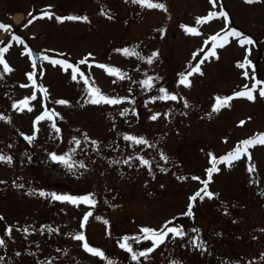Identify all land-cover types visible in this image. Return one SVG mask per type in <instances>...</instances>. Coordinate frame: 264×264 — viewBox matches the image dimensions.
Returning <instances> with one entry per match:
<instances>
[{
  "label": "rangeland",
  "instance_id": "374dc122",
  "mask_svg": "<svg viewBox=\"0 0 264 264\" xmlns=\"http://www.w3.org/2000/svg\"><path fill=\"white\" fill-rule=\"evenodd\" d=\"M151 2L164 7L132 0H0V24L10 26L0 29V50L7 49L3 58L12 69L4 73L0 65V155L11 157V163L0 162V264H264L261 144L249 147L231 166L216 164L210 183L217 195L202 199L183 237L168 235L138 261L120 247L123 235L142 237L145 227L160 231L168 217L182 213L199 179L208 176L212 155L231 153L254 133L264 134V96L259 94L264 84L256 85L253 100L235 96L255 83L244 72L264 79V0H216V7L210 0ZM221 9L226 18L197 23V18ZM15 10L22 14L18 22ZM230 29L254 43L242 47L238 38L229 37V43L199 65V72L188 76L190 86L180 84L181 74L195 67ZM217 33L220 38L210 40ZM30 46L46 51L37 71ZM124 49H135L138 55H126ZM68 65L77 68L75 80ZM110 69L125 78L109 74ZM34 71L35 85L28 76ZM148 77H153L151 90L140 83ZM85 79L90 87L123 102L86 103ZM161 87L177 99L154 100L163 95ZM27 97L28 106L19 107ZM45 97L59 111L55 128L52 119L37 122L47 110ZM218 97L233 98L227 107L213 111ZM60 100L67 103H56ZM125 135L148 143L133 144ZM53 154L70 156L71 169L82 170L81 176L55 182L68 167L53 160ZM51 194L90 196L95 203L54 200ZM88 212L92 215L84 222ZM8 227L12 236L5 233ZM81 234L103 256L86 251L74 239ZM194 240L203 246H195ZM132 247L140 252L152 242Z\"/></svg>",
  "mask_w": 264,
  "mask_h": 264
},
{
  "label": "snow or ice",
  "instance_id": "6c2138e0",
  "mask_svg": "<svg viewBox=\"0 0 264 264\" xmlns=\"http://www.w3.org/2000/svg\"><path fill=\"white\" fill-rule=\"evenodd\" d=\"M133 3H139L141 4V6H148V7H153V8H163L164 5L162 4H158V3H153L151 2V0H132ZM246 3H253L254 0H245ZM210 3L213 5V7H216V0H210ZM31 15V14H30ZM227 17V13L223 11V9H221L219 11V13H215V12H210L208 14L207 18H197V23H205L207 22V20H210L212 18L215 17ZM58 20H62L65 18H57ZM66 19H78L77 17H67ZM85 20L87 19L86 17L84 18ZM29 23H31V21H29ZM183 27V26H182ZM10 28V26H6L3 24H0V29H7ZM186 31L192 33V34H199L196 29L194 28H187ZM232 37V38H238L239 39V43L240 45L243 47L245 44H253V40L249 37H245L243 35V33L235 30V29H230L229 31H227L226 35L221 39V42L219 44L213 43L212 47L205 53L204 57L199 61V63L195 66L192 67L191 70L187 73V74H181V78L179 83L184 85L185 87L190 86V81L188 80V76H191L193 73L199 72V65L202 64L204 62V60H206L209 56H215L216 55V51L215 49L217 47H223L225 46V44L229 43L228 38ZM219 37V33H217L216 35L212 36L210 38V40L212 41H216ZM12 39H19L16 36H13ZM208 41H205V46H207ZM7 49H2L0 50V65L3 66V71L4 73H8L11 72L12 69L8 66L7 62L4 60L3 58V52L6 51ZM201 51H204V49L202 48ZM123 52L126 55H138V53L135 52V49L129 50V49H124ZM156 54L153 53V57ZM198 55V53H194V58L195 56ZM44 59H49L48 57H44ZM87 59V58H86ZM86 59L81 61L80 63H85ZM245 61H247V56L245 57ZM53 64H57V63H64L62 61H51ZM149 64L152 63V58H149L147 61ZM250 63V62H248ZM238 67L243 68L244 64H238ZM33 67L35 68V61L33 62ZM68 67L72 68V78L73 80H75L76 77V73H77V68L75 66L72 65H68ZM109 74L112 75H116L119 79H124L126 74L120 73L119 70L117 69H110L109 70ZM35 73L32 74H28L29 79L33 80ZM81 78H84V74L80 73ZM245 78H250L252 80L255 81V83L252 85L251 89L248 88L247 85L244 86L245 90L244 91H240L235 93L236 97H246L249 100H253L254 96L252 95V92L256 90V85L257 84H264V82H261L259 80L256 79L255 74L253 73V75L251 77H249L248 72H244L243 73ZM0 78H2V76H0ZM153 77H148L147 79L141 81V86L151 90L153 87ZM85 83L87 84L88 81L87 79H85ZM33 84L35 85V81L33 80ZM22 87H25L26 85H21ZM39 88L41 90H43L46 93V89H43L42 86H39ZM88 92V96L89 98L86 100V103H92V104H99V103H105V104H119L122 103L123 101L119 98H109L106 95H104L101 90L99 88H95V87H89L87 89ZM159 92L162 93L163 95L159 96V97H154L153 99H160V100H175L177 99V97L175 95H169L166 91L165 88L161 87L159 88ZM259 94L260 96H264V87H261L259 90ZM35 93L33 94V96L31 97V99H35ZM233 97H224V98H217L216 101V105L213 107V111H219L221 107H227L228 106V102L229 100H231ZM28 98H26L25 100L20 102L19 107L21 108H25L28 106ZM56 103L59 104H66L67 101H56ZM187 106V105H185ZM13 107H17L16 104L13 105ZM29 111H31V108H28ZM127 112V110H125L124 112H121L120 114L123 116L125 115ZM52 115H58L56 113H52ZM157 115H152L151 119L155 120L157 119ZM3 117H0V119H2ZM43 119H51V115H49L48 111L45 110L44 114H42L41 116L37 117V122ZM241 124H243V122H241ZM55 128V124L52 125ZM56 131L59 132V129L56 128ZM26 139L28 140H32L34 139V137H26ZM124 139L126 141H131L133 144H147L148 142L146 140H144L143 138H136L130 135H125ZM76 145L79 146L80 145V141L76 140L75 141ZM95 143V142H93ZM256 144H261L264 145V134H258L257 136H254L252 138H249L247 140L241 141L240 144L234 149L233 152L229 153L227 156L225 157H221L218 160L213 157L212 158V164L213 166L207 170L208 172V180L206 181H202L204 187L201 188L199 191H197L193 196H191L189 198L190 203L188 206V211L185 213V215H191L192 214V206H193V202H195L198 198L199 199H204V197H208V198H212L213 197V193L208 191V184L211 181V174L218 171L216 164L217 163H227L229 166H231L233 161L239 160L241 159L242 155H247V148L248 147H252L255 146ZM73 152L75 151V149L72 150ZM211 156V154H209ZM52 159L53 160H58L60 162H62L63 164H65L66 167H68L69 169H71L73 167V163L70 162L71 161V157L70 156H56L55 154L52 155ZM136 159H139L141 165H145L148 166L149 165V161L142 158V157H136ZM161 159H165L166 157H164L163 155H161ZM251 159V157L249 156V160ZM0 162H7V163H11V157H4L2 155H0ZM125 164L129 163V160H125L124 161ZM80 167H83V163L81 162ZM163 170V169H162ZM249 171H254V166L249 167ZM192 179L194 180H198V177H192ZM201 193H203V195H201ZM40 195H45V193L41 192ZM52 195V199L54 200H60V201H69L71 203H87L89 205H93L95 203V201L90 198V196H85L82 198H74L71 196H60V195H56V194H51ZM92 215L91 212H88L85 214L83 220L84 222L88 221V218ZM172 221H168L164 226L163 229L160 231L157 230H153V229H149V228H142L140 231L141 233H143V236L140 237H125L124 242L120 244L121 248L126 249L127 251L133 253L131 258L134 261H138L139 257H147L148 254H150L151 252H153L157 247H159L161 244H164L166 241V237H168L169 234L172 235L173 238L179 236V237H183L184 236V230L182 227H169L168 225L171 224ZM84 225L82 224L81 227H83ZM25 231H27V229H25ZM49 231H51V229H49ZM193 231H196L195 229ZM5 233L9 234L11 233V227H8L5 229ZM74 239L76 240H80V241H84L85 237L81 234V235H76L74 237ZM141 240H150L152 242V247L145 249L144 251H140V252H134L133 248H132V243H140ZM131 241V242H130ZM192 243L197 246V247H202V244H197V242L194 240L192 241ZM4 241L3 239H0V245H3ZM83 247L85 248L86 251L91 252L94 255H100L103 256V253L93 249L91 247H89L88 243L85 242L83 244Z\"/></svg>",
  "mask_w": 264,
  "mask_h": 264
},
{
  "label": "trees",
  "instance_id": "16d2710c",
  "mask_svg": "<svg viewBox=\"0 0 264 264\" xmlns=\"http://www.w3.org/2000/svg\"><path fill=\"white\" fill-rule=\"evenodd\" d=\"M8 26H9V24H8ZM81 82H82V80H80ZM88 81V80H87ZM84 84V87H86L87 89L90 87V85H91V83H90V81H88V83L86 84L85 82L83 83ZM32 96H33V94H32ZM32 96H29L30 98L32 97ZM28 98V97H27ZM44 106L46 107V109H47V111H48V113H49V115H51V119H52V122L54 123V124H56V123H58L59 121H60V116H59V111L58 110H56V109H54L53 107H51L52 105H51V101H50V99H47L46 97H45V101H44ZM52 113H56V114H58V115H52ZM241 140V139H240ZM229 152V151H228ZM228 152H226V151H222L221 153H217V154H214V155H212V158L213 157H215V158H217V157H219V156H222V155H225L226 153H228ZM65 172H66V174H64L63 175V177L61 176V177H58V175H57V177H56V179L54 180L55 182H57L59 179H61V178H67V180H69V179H74V178H79L80 176H81V174H82V170H75V169H67V170H65ZM65 176V177H64ZM206 180H208V176L207 177H205V178H202L201 179V181H206ZM204 187V185H203V183H202V186H201V188H203ZM201 188H197L195 191H193V193L192 194H189L190 195V197L191 196H193L197 191H199ZM208 191L209 192H211V193H213L214 195H213V197L214 196H216L217 195V192L213 189V188H211V183H209L208 184ZM201 195H203V193H201ZM201 199H197L195 202H193V206H192V214L191 215H185V213L188 211V206H189V203H190V201L188 200V203H187V205L185 206V209L183 210V212L182 213H177V214H175V215H173V216H171V217H168V219H166V221H165V224L168 222V221H172V223L171 224H169L168 226L169 227H182L183 228V230L187 227V222L188 221H193V219H194V217H195V210L197 209V206H198V204L199 203H201ZM165 224H161V227H163ZM11 225V224H10ZM145 228H147V227H145ZM149 229H153V230H155L156 228H149ZM157 230V229H156ZM158 231V230H157ZM212 232H213V230H212ZM7 236H12L11 235V233H10V235L9 234H7ZM169 236H170V238H173L172 237V235L171 234H169ZM208 237V236H207ZM206 237V239H208ZM123 238H125V236L123 235L122 236V238H121V241L122 242H124V239ZM10 239H12L13 240V238H10ZM141 241H143V240H141ZM133 248V250H134V252H137V248H135V247H132ZM127 251V250H126ZM128 252V255L131 257L132 256V254L133 253H131V252H129V251H127ZM139 259V258H138ZM134 261V260H133Z\"/></svg>",
  "mask_w": 264,
  "mask_h": 264
},
{
  "label": "water",
  "instance_id": "95a60500",
  "mask_svg": "<svg viewBox=\"0 0 264 264\" xmlns=\"http://www.w3.org/2000/svg\"><path fill=\"white\" fill-rule=\"evenodd\" d=\"M30 51L32 54L33 61H35V66H36V68H38L39 57H40V55L44 54V51L43 50H36L33 47H31ZM83 242H86V239Z\"/></svg>",
  "mask_w": 264,
  "mask_h": 264
},
{
  "label": "bare ground",
  "instance_id": "6f19581e",
  "mask_svg": "<svg viewBox=\"0 0 264 264\" xmlns=\"http://www.w3.org/2000/svg\"><path fill=\"white\" fill-rule=\"evenodd\" d=\"M21 16H22L21 12L17 11V12H14L13 18L16 22H18L21 19Z\"/></svg>",
  "mask_w": 264,
  "mask_h": 264
}]
</instances>
